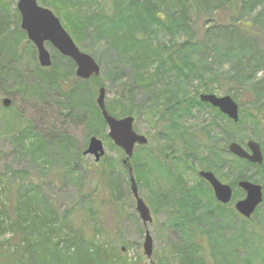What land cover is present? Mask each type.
Masks as SVG:
<instances>
[{"label": "rangeland", "instance_id": "1", "mask_svg": "<svg viewBox=\"0 0 264 264\" xmlns=\"http://www.w3.org/2000/svg\"><path fill=\"white\" fill-rule=\"evenodd\" d=\"M2 1L5 7L0 5V18L7 19L6 32L8 34L0 40V44L4 43L7 46L6 39H10L14 43L16 51L13 59L17 62L12 63L14 72L9 75L0 66V179L5 181V187H0V206L5 205L8 208V214L11 213L16 192L23 185H27L24 184V181L30 180L41 187L44 197H47L50 202L56 203L60 214L71 209L82 195L91 192L89 175L91 177L93 174L96 165L95 157L83 155V170L90 169V171L83 172L81 181L78 180L79 175L74 178L71 173H67L68 168L64 173V168L67 162L74 163L77 156L79 158V154L86 151L91 138L89 131L93 129L97 131L94 136L101 140L105 147V156L97 165L103 167L104 164L111 163L112 166H117L116 172L120 175L118 183H120L121 193L119 194L114 189L112 200L109 198L105 200V195L101 192L96 201L94 200L95 205L84 202L86 204H83L81 209L82 216L87 219L91 218L90 222H86V235L88 238L95 237L97 243L105 244L104 247L108 251L119 252L123 249L122 255L126 258L127 264H156L157 258L167 247V239L170 237L173 244L176 243L177 238L169 231L171 218L164 208L158 206V204H162L158 203L156 195L151 192V188L146 183L147 177L143 176L145 174L140 177L141 180L135 176L139 195L153 216V223L144 227L136 211V201L130 190L129 175L127 178L124 169L117 165L118 153L113 148L114 143L108 136L107 125L105 126L100 121L96 112L99 109L97 105L99 90L102 87L105 88V103L109 113L118 102L128 103L135 108L139 107L140 113L139 111L137 113L141 115L135 119L134 130L137 134L148 138L149 148L152 147L155 152L161 148L158 133L161 132L170 138H176L184 142L186 146L188 137L185 133H188L192 127L198 130V127H203L202 124L209 127L207 130L210 131L211 138L218 141L219 149L226 146L228 139L233 136L240 139L245 138L247 141L254 140L259 144L264 143V131L261 134L260 128H256L248 119L250 113L260 112L264 116V109L258 110L260 107L256 106L254 100L257 98V93H255L257 83H260L264 77V68L256 78L251 80L238 77L240 74L238 68L242 67V61L239 60L242 52L247 51L249 53H244L245 55L255 54L258 57L262 51L264 52V0L258 2L253 8L247 4L250 0H229L225 4L220 0H186L189 7L187 27L166 28V31L154 29L152 37L155 40L162 41L169 46L174 43L176 49L193 38V43L188 48L182 47L181 49L182 55L185 56L188 55L187 51L191 50V58L182 59L187 63L188 72L193 74L190 75V78H170L163 82V86H156L157 98L151 97L152 88L134 85L137 71L131 63H126L123 60L122 62L116 61L115 53L112 55L110 52L102 50V45H97L95 39L88 37L86 41L78 45L73 41L82 53L91 56L99 65V80L103 83L101 87H96L94 84L80 85L77 81L79 79L76 76V66L71 76L72 70L69 62L61 61L60 56H63L51 44L47 43L46 49L51 56L53 69L60 68L61 72L66 73L68 78L65 79V85L76 89L75 102L77 106L75 107L70 106L66 100L63 102L61 97L58 99L56 91L49 89L48 85L40 80L44 74L48 73V69H43L40 66L36 48L28 40L27 35L24 38L18 31L24 32L21 29V16L17 10V1ZM36 1L39 6L50 9L55 16L58 13L54 8H61L63 9L61 16L65 20L66 14L69 13L67 17L75 19L73 22H78L68 0ZM171 9L172 6H169L168 10ZM234 21H237L238 25L236 26L239 27V31L236 36H230L227 25ZM206 30H211L209 36H205ZM256 59L258 58L256 57ZM114 62H118L117 69ZM243 66L245 67L244 63ZM169 93L170 100H166L169 99ZM203 94L232 97L239 105L240 117L241 108L245 111L242 123L233 126L214 111L205 109L204 114H200L194 119L189 120L184 113L181 116L183 118L178 117L177 114L170 122L158 124V120L165 113V109H168V105L176 104L179 99L197 98L199 100L200 95ZM6 99L10 100L8 107L3 105ZM67 105L70 106L71 111L65 110L68 109ZM183 109L185 110V108ZM76 115L81 116V122ZM5 120L10 123L8 128L5 125ZM25 132H28V135L54 139V141H50L52 144L49 146L51 151L48 152V158L37 161L32 157L36 154L31 156L18 148L16 139L18 135L21 138ZM201 136L198 138L199 140L208 141L206 136ZM55 143L64 145L65 150L54 149L53 144ZM235 143L247 149L245 144L239 141ZM230 144L231 142L228 143V145ZM195 150L197 154L203 155V152H200L203 150L202 148ZM63 156H67V158L64 159ZM157 159L162 160L161 157ZM138 161L141 168L146 171L148 166L145 165L149 161L147 149L140 151ZM229 165L228 170L224 171L228 176L226 177L227 181L220 180L216 176L220 182L231 186L234 190V197L225 210L226 214H231L235 209V204L245 198V193L238 185L240 174L255 177L259 179V184L264 186V167L247 168L246 165L238 162ZM170 167L172 166L170 165ZM231 167L233 168L231 169ZM178 168L182 169V166H178ZM201 171L204 170L197 168L198 175ZM89 172L90 174L86 176ZM151 174V178L155 179L154 171H151ZM190 175L192 176V173L189 172L188 178ZM153 182L155 184L156 180ZM203 190L204 197L210 199L212 190L207 185ZM192 214L196 221L201 223L200 229L208 232L210 220L205 211L200 209L196 212L195 210ZM231 216L233 215L231 214ZM77 221L78 219L74 222L75 227L79 225L78 223L75 225ZM219 226L224 227L222 231L207 237L206 252L214 254V257L210 258L212 263L264 264V203L249 221L244 222L241 217H235L231 219V222L221 223ZM147 231L153 239L152 260L147 258L143 250ZM206 234L208 235V233ZM212 237L215 239V243L211 241ZM186 242V245L191 249L192 241L188 236ZM13 243L11 236H0V248Z\"/></svg>", "mask_w": 264, "mask_h": 264}, {"label": "trees", "instance_id": "2", "mask_svg": "<svg viewBox=\"0 0 264 264\" xmlns=\"http://www.w3.org/2000/svg\"><path fill=\"white\" fill-rule=\"evenodd\" d=\"M68 1L72 6V13H74L76 21L78 20L77 23L73 22L75 19L67 17L69 13L66 14L65 20L61 16L63 9H54L58 13L56 16L60 18L62 25L75 43L78 45L86 41L88 37H91L95 39L97 45H102V50L107 53L110 52L112 55L115 53L117 56L116 61L122 62L123 60L126 63H131L137 71L134 85L152 88L151 97L155 96L157 98L155 94L158 91L156 86H163L164 81L175 77L190 78V75L193 74L188 72L187 63L182 59L186 58L188 60V57L191 58V50L187 51V56L182 55L183 51L181 50L182 47L188 48L193 43V38L189 42L179 45V49H176L174 43H171V46H169L152 37L154 29L166 31V28H185L188 26L187 15L189 7L186 4V0ZM220 1H224L225 4L229 0ZM261 1L250 0L247 4L253 8ZM2 2L0 0V5L4 8L5 6ZM169 6H172L171 10H168ZM236 25H238L237 21L227 25L230 36L237 35L239 27ZM7 26V19L2 20L0 18V40L8 34L6 32ZM18 31L26 38L24 32ZM210 31L206 30L205 36H209ZM9 41L11 40L6 39L5 41L6 43L8 42L7 46L4 43L0 44V66L8 75L14 72L12 63L17 62L13 59L16 51L14 43ZM33 49L35 50L34 47ZM244 53L247 54L249 52L244 51L239 56V60L242 61V67L238 68V72L240 73L238 77L240 79L251 80L256 78L261 69L264 68V52L262 51L259 57L255 56V54L245 55ZM60 59L61 61L69 62L72 76L75 67L74 62L61 56ZM117 63L114 62L116 69L118 67ZM39 69L42 71L41 68ZM47 71L48 73L44 74V77L40 80L46 83L49 89L56 91L58 99L61 97L63 102L66 100L70 106H77L75 102L76 89H71V87L69 88L65 85V79L68 78L66 73L61 72L60 68L58 70L53 69V66L48 68ZM116 72L118 74V70ZM77 81L80 85L94 84L96 87L103 85L99 77H93L88 81L80 79ZM257 84V88H255L257 98L254 100L256 106L260 107L258 110H261V108L264 109V77ZM168 98L166 100H170V93L168 94ZM130 104L132 105L133 103ZM69 105L66 106L68 108L65 109L66 111H71ZM167 107L168 109H165V113L158 120V124L170 122L174 118L173 116H177V114L178 117L183 118L181 116L184 113L189 120L194 119L200 114H204L205 109L214 111L233 126L237 124L218 109L213 108L209 104L202 103L197 98L179 99L176 104H171ZM137 111L140 113L139 107L135 108L128 105V103L118 102L111 109L112 113H110L114 117L131 116L136 119L141 115ZM96 112L100 121L106 126L99 109ZM243 114H245V111L241 108V117L238 124L242 123ZM76 117L80 122L82 121L80 115H76ZM248 119L252 125L260 128L259 131L262 134L264 131L263 114L260 112L250 113ZM6 120L5 125L8 128L10 123ZM201 126L203 127H198V130L196 128L193 129V127L189 130L186 128L188 130V133H185L186 137H188V145L186 144V146L184 142L173 137L170 138L168 135L160 132L158 133V141L161 145L159 151L155 152L152 147L149 148V143L146 146H137V150H135L134 156L130 161L134 176H137L141 180L140 177L145 174L143 176L148 178H146V183L151 188V192L156 195L158 203L162 204H158V206L164 208L171 218L169 225L170 234L172 233L177 238L175 244H173L170 237L167 239V247L163 249L161 256L157 258L156 264H216L212 263L210 259L214 257V254L206 252L208 247L207 237L209 235L211 237L212 235H216L217 232L222 231L224 227L219 226L221 223L231 222V219L241 217L235 209L231 212L233 216L230 213L226 214L225 210L228 208V205H223L216 200L210 185L199 177L197 168L213 172L220 180L227 181L226 177L228 176L225 175L224 171L228 170L229 164L238 162L243 163L247 168L257 169L264 167V162L262 165H254L230 155L228 143L239 141L245 144L247 141L245 138L230 137L226 142V146L219 149L218 141L213 140L210 136L211 134H209L210 131L207 130L209 127L205 124ZM96 132L93 129L89 131L90 137H95ZM199 133L200 135L198 136ZM200 136H206L208 141H203L204 139L199 140ZM52 140L54 141L51 137L44 138L39 135H28V132H25L21 138L18 135L16 144L22 152L31 156L32 154H36L32 157L37 161H42L48 158V152L51 151L49 150V146L52 144L50 141ZM260 146L264 154V143L261 142ZM53 148L65 150L64 145L61 143L53 144ZM113 148L118 153L117 165L124 169L128 178V168L123 165L125 155L116 146L113 145ZM196 148L199 150L202 148L203 150H200V152L202 151L204 156L197 154ZM142 149H147V157L149 158V161L145 165L148 166L146 171L141 168L142 166L139 165L138 161ZM83 155L84 152L79 154V158L77 156L74 163L67 162L64 173L68 168L67 173H71L74 178L76 175H79L78 180L81 181L83 172L90 171V169L83 170ZM158 157H161L162 160L159 161ZM63 158L66 159L67 156H63ZM97 164L94 166L91 177L89 175L90 172L86 174V176L89 175V181H91V192L82 195L75 202V205L63 214H60L55 202H50L47 197L43 196L39 185L34 184L30 180L24 181V184L27 185H23L16 192V198L12 204L10 215L5 205L0 206V236L9 235L14 241L13 244L0 248V264H127L126 258L122 255L123 249L119 252L108 251L104 247L105 244L97 243L95 237L88 238L85 232L86 222H90L91 218L87 219L82 216L81 209L83 208V204H86L84 202L95 205V201L101 192L104 193L105 200L108 198L112 200L115 193L114 189L119 194L121 193L120 183H118L120 175L116 172L118 170L117 166L107 163V165L104 164L103 167H99ZM178 166H182V169L178 168ZM151 171H154L155 179L151 178ZM189 172L192 173V176L190 175L188 178ZM238 179L239 182L248 180L256 184L260 183L259 179L243 174H240ZM153 180H156L155 184ZM206 185L212 190L210 191V199L204 197L203 189ZM1 186L5 187V181L2 178L0 179ZM200 209L201 211H205L207 218L210 220L208 232L200 229L202 227L201 223L197 222L192 214L195 210L198 212ZM241 218L244 222L250 220ZM77 219L78 221L75 225L78 223L79 227L74 226V222ZM182 236L186 239L188 236L192 241L191 249L186 245V239ZM212 239L211 241L215 243V239Z\"/></svg>", "mask_w": 264, "mask_h": 264}, {"label": "water", "instance_id": "3", "mask_svg": "<svg viewBox=\"0 0 264 264\" xmlns=\"http://www.w3.org/2000/svg\"><path fill=\"white\" fill-rule=\"evenodd\" d=\"M17 10L21 16V29L26 33L28 40L34 45L37 51L38 61L42 68H51L52 59L46 49V44H51L63 57H66L76 65V76L78 79L88 81L93 77H99L100 67L95 60L82 53L71 36L63 27L50 9L39 6L36 0H16ZM200 101L218 109L234 123L240 118L239 106L230 96L218 97L214 94H203ZM5 107L10 105V100L3 103ZM97 105L108 128V136L114 145L123 151L125 159L123 165L128 167L130 190L136 201V211L141 218L144 227L153 223V216L139 195V188L133 175L130 161L134 156L137 146H146L149 140L144 135H139L134 130L135 119L131 116L116 118L112 116L105 103V88L99 90ZM244 149L238 143H231L228 151L235 157L248 161L254 165H262L264 156L259 143L249 140ZM93 155L96 163L105 156V147L101 140L91 137L84 156ZM199 176L204 179L213 189L215 198L223 205H228L233 199V189L229 185L220 182L212 172L201 171ZM239 188L246 194L245 198L235 204L236 212L244 219H250L264 201L263 187L249 181H241ZM143 250L149 260L153 258V239L150 233L146 232Z\"/></svg>", "mask_w": 264, "mask_h": 264}]
</instances>
